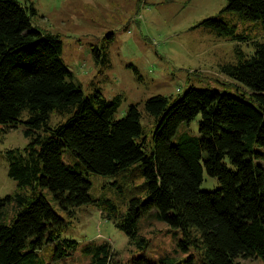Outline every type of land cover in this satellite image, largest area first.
<instances>
[{
  "label": "trees",
  "instance_id": "obj_1",
  "mask_svg": "<svg viewBox=\"0 0 264 264\" xmlns=\"http://www.w3.org/2000/svg\"><path fill=\"white\" fill-rule=\"evenodd\" d=\"M224 12L259 22L264 31V0H227ZM36 15L33 6L0 0V125L17 128L27 111L29 139L25 148L6 154L18 189L0 204H13L12 218L0 219V264H43L49 247V264H56L79 244L65 236L68 220L92 204L140 249L146 244L140 221L152 214L184 233L183 251L197 253L182 261L137 258L132 264L264 262V43L252 42L251 55L223 67L237 93L192 87L177 97L153 96L143 110L131 104L118 118L122 95L107 99L93 84L86 94L62 58L60 35L33 23ZM199 26L249 41L221 17ZM96 49L101 68L110 67ZM54 111L68 116L50 126ZM143 111L155 124L151 143ZM197 117L199 135L185 133L174 143L180 125ZM204 172L218 180L217 190L201 189ZM92 175L112 177L125 208L94 200ZM84 253L90 264H122L109 243H89Z\"/></svg>",
  "mask_w": 264,
  "mask_h": 264
},
{
  "label": "rangeland",
  "instance_id": "obj_2",
  "mask_svg": "<svg viewBox=\"0 0 264 264\" xmlns=\"http://www.w3.org/2000/svg\"><path fill=\"white\" fill-rule=\"evenodd\" d=\"M18 1L35 8L37 15L32 18L33 23L60 35L62 58L86 94L93 90V84L107 99L122 95L118 118L126 114L131 104H141L143 110V103L153 96L177 97L192 87L237 93V84L223 72V67L238 62L237 58L251 55L255 49L252 42L264 43L261 23L243 22L233 13L221 14L227 0ZM211 17H221L236 26L237 34L249 41L218 37L199 26L201 21ZM97 47L111 62L104 70L103 64L96 61ZM67 116L52 112L50 126L64 122ZM27 117L25 111L22 123L14 129L6 131L7 127L0 125V204L18 189L17 182L8 175L6 154L28 145L29 139L24 134ZM199 122L200 117H197L191 123L180 125L173 142L177 143L185 133L199 135ZM142 126L146 141L151 143L155 124L144 111ZM92 176L94 200H112L125 208L119 191L117 194L113 187L112 177ZM218 188V180L204 172L201 189L215 191ZM12 216L13 204L6 202L0 206V219L10 220ZM68 221L65 236L79 244L68 256L55 261L56 264H90L91 258L84 253L89 243H109L115 259L122 264H132L137 258L151 262L182 261L193 255L197 258L194 250L183 251L180 247L184 237L181 230L171 228L152 214L140 221V234L146 242L141 249L93 204L76 209L75 216ZM51 249L49 247L42 254L43 264L53 262ZM238 262L264 264L258 258L239 259Z\"/></svg>",
  "mask_w": 264,
  "mask_h": 264
}]
</instances>
